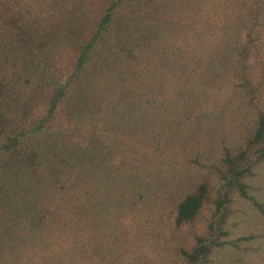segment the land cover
<instances>
[{"label": "trees", "instance_id": "16d2710c", "mask_svg": "<svg viewBox=\"0 0 264 264\" xmlns=\"http://www.w3.org/2000/svg\"><path fill=\"white\" fill-rule=\"evenodd\" d=\"M260 175L264 0H0V264H264Z\"/></svg>", "mask_w": 264, "mask_h": 264}, {"label": "rangeland", "instance_id": "374dc122", "mask_svg": "<svg viewBox=\"0 0 264 264\" xmlns=\"http://www.w3.org/2000/svg\"><path fill=\"white\" fill-rule=\"evenodd\" d=\"M122 155L126 157L125 151H121ZM146 164L150 168H157L162 166H172L170 159H162V160H153V159H146L144 158ZM260 186L264 184L263 176L260 175L256 179H254V185ZM256 215L252 206L247 200H243L239 204V210L236 212L232 219V238L239 235L245 227H249L252 218ZM231 254L230 248L218 251L213 255L212 263L211 264H230Z\"/></svg>", "mask_w": 264, "mask_h": 264}]
</instances>
